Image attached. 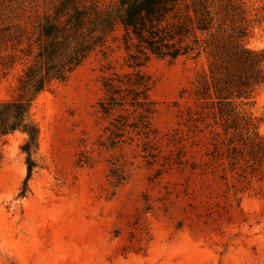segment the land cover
Masks as SVG:
<instances>
[{"label": "rangeland", "instance_id": "obj_1", "mask_svg": "<svg viewBox=\"0 0 264 264\" xmlns=\"http://www.w3.org/2000/svg\"><path fill=\"white\" fill-rule=\"evenodd\" d=\"M117 3L0 0V36L14 25L29 31L38 14ZM233 3L246 26L244 45L263 48L264 0ZM121 35L117 24L103 47L31 100L38 137L26 181V135L0 139V264H264V178L237 183L212 172L206 135L187 115L204 56L150 55L140 66L155 108L149 127L116 130L97 102L102 76L130 70ZM25 45L13 50L0 41V100L18 95ZM238 110L264 137V85Z\"/></svg>", "mask_w": 264, "mask_h": 264}, {"label": "trees", "instance_id": "obj_2", "mask_svg": "<svg viewBox=\"0 0 264 264\" xmlns=\"http://www.w3.org/2000/svg\"><path fill=\"white\" fill-rule=\"evenodd\" d=\"M32 20L29 31L14 25L0 36L13 50L26 43L18 50L26 58L17 80L18 95L0 100V139L17 131L26 135L25 181L35 166L31 153L38 137L29 117L31 100L52 82L64 81L93 50L103 47L117 24L130 70L102 76L103 95L97 102L104 116H113V128L149 127L155 108L149 78L140 66L150 55L169 60L203 55L206 69L187 115L193 128L206 135L207 165L221 179L229 173L237 183L252 175L264 178V137L238 110L241 99L264 85V47L244 45L246 26L233 0H118L117 9L93 6L83 12L74 6L73 12H46Z\"/></svg>", "mask_w": 264, "mask_h": 264}]
</instances>
